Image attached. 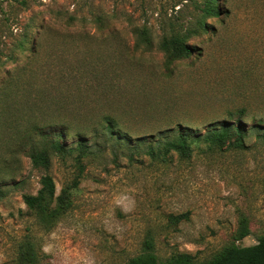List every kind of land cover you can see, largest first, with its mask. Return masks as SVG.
Wrapping results in <instances>:
<instances>
[{
    "label": "rangeland",
    "instance_id": "rangeland-1",
    "mask_svg": "<svg viewBox=\"0 0 264 264\" xmlns=\"http://www.w3.org/2000/svg\"><path fill=\"white\" fill-rule=\"evenodd\" d=\"M204 3L0 0V79L15 67L6 56L24 34L39 47L25 84L5 85L0 95V264H20L28 243L37 264H126L150 236L161 263L175 253L201 261L231 243L242 217L251 234L241 244L257 243L264 234V0H217L219 15L209 16L208 31L189 42L198 50L168 70L158 42L196 27ZM60 13L79 17L87 36L79 42V56L90 61L81 64L80 91L64 83L76 54L72 37L60 32ZM97 17L100 24L93 23ZM144 26L155 47L137 51L133 29ZM39 89L50 101L49 120L34 104ZM4 100L12 102L10 109ZM102 113L128 144L105 136L96 121ZM231 116L234 122L242 116V148L195 142L189 157L172 153L166 159L131 155L128 148L138 138L148 144L180 127L203 135ZM44 122L72 125L83 137L63 139L68 150L53 153L49 169L34 168L28 156ZM78 140L92 153L80 155ZM44 175L54 179L57 195L68 188L71 200L51 230L23 199L37 194Z\"/></svg>",
    "mask_w": 264,
    "mask_h": 264
},
{
    "label": "trees",
    "instance_id": "trees-1",
    "mask_svg": "<svg viewBox=\"0 0 264 264\" xmlns=\"http://www.w3.org/2000/svg\"><path fill=\"white\" fill-rule=\"evenodd\" d=\"M202 17L198 19L196 27L181 29V31L169 36H164L157 44L158 49L165 57V65L168 70L174 68V64L179 60L191 56L197 48L193 47L189 42L193 36L199 35L201 32L208 31V23L206 19L211 15H219V7L217 0H205L204 7L201 8ZM61 14V15H60ZM59 14V20L64 24V30L60 31L62 35L72 37L71 47L76 54V60L69 63L64 71L66 77L65 85L72 90H81L82 65L88 63L85 59H81V39L87 38L84 32L78 27L81 26V19L75 15ZM64 16V17H63ZM63 19V20H62ZM101 18L97 17L93 23L100 24ZM83 24V23H82ZM81 28V27H80ZM135 35L134 48L137 51H150L155 47V41L148 27H134ZM23 35V39L19 41L8 56L6 62H14L13 69L6 68L5 76L0 79V95L5 85L8 89L12 87L18 88L24 78V72L27 67L32 64L38 55V44L35 40H30ZM29 43V44H28ZM29 45V55L25 56L23 61L20 56L26 54V47ZM3 65V64H2ZM92 69L95 65L88 64ZM3 67V66H2ZM95 70V69H94ZM167 70V71H168ZM96 71V70H95ZM33 72L30 74L32 75ZM89 73V72H88ZM95 74V73H93ZM31 81V78H27ZM23 85L25 83H22ZM30 83L29 86H32ZM36 89V88H35ZM42 90L36 92L35 105L41 116L46 120L50 119V101L45 100ZM3 100L0 98V125L3 122L2 109ZM4 105L12 106V102L4 100ZM71 110V109H70ZM72 111V110H71ZM10 110L8 113H11ZM96 121L103 124V133L109 140L117 139L120 145H126L130 142V138L126 134L118 131V127L113 124L112 117L106 114L96 115ZM9 119V118H8ZM233 116L218 124L213 125L211 129L203 135L193 133L188 127H180L178 131L173 129L165 131L168 135L157 140L154 139L146 144L141 139H136L138 145L129 146L131 155L144 153L153 159H166L172 153H178L182 157H189L191 153V145L195 142H204L210 147L224 148L226 146H235L237 148L244 147V139L246 130L242 123V116L238 117V121H233ZM214 127V128H213ZM213 128V129H212ZM40 137L37 146L31 147L28 156L34 168L49 169L52 164L53 153H64L67 151V143L63 139L73 137L83 141L81 130L72 125H61L53 122H44L43 125L36 128ZM123 142H125L123 144ZM80 155L88 156L92 153L90 146L83 144L78 140L76 147ZM74 151V150H73ZM41 187L35 195H24V203L27 208L35 214L40 224L47 230L55 227L57 221L70 209L71 200L69 189H63L62 193L57 195L56 183L52 176L44 175L41 178ZM183 216L172 217L173 220H180ZM185 217V216H184ZM251 234L249 221L246 217H242L239 222V229L231 243L223 247L219 252L211 258L205 260H197L190 253H175L168 257L163 263L160 262L155 249V240L152 236L148 237L141 248L140 253L132 257L126 264H264V234L257 237V243L250 246H244L241 242ZM20 264H37L36 255L30 243L24 245L21 249L19 258Z\"/></svg>",
    "mask_w": 264,
    "mask_h": 264
}]
</instances>
